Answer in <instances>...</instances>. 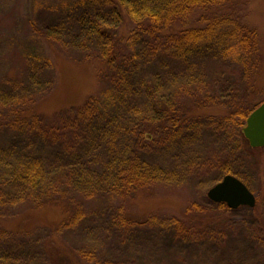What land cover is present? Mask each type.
Returning <instances> with one entry per match:
<instances>
[{
  "label": "rangeland",
  "instance_id": "obj_1",
  "mask_svg": "<svg viewBox=\"0 0 264 264\" xmlns=\"http://www.w3.org/2000/svg\"><path fill=\"white\" fill-rule=\"evenodd\" d=\"M73 1L0 0L2 143L8 141L16 119L67 114L108 87L111 75L102 62L100 44L85 33L82 23L99 19L113 26V11L108 5L71 7ZM227 13L243 29L255 32L257 47L247 64L257 68L251 78L243 77L240 63L222 58L216 50L184 63L170 57L151 60L146 54L145 45L162 50L182 28ZM129 25L125 20L114 28L126 35ZM160 29L164 35L140 43V59L128 71L131 81L133 75L147 83L157 77L148 83L152 89L160 88L162 96L176 90L179 102L189 106L205 96L218 98L224 110L240 98L248 100L249 108L264 101V0H227L213 8H195L187 17L164 21ZM118 48L128 53L122 43ZM207 123L177 145L154 143L148 153L144 149L151 163L148 171L155 172L150 182H145L143 169L140 180L124 192L103 196L105 190L99 189L98 195L82 196L73 190L75 206H101L98 228L84 220L53 231V210L39 212L31 202L6 201L0 208V264H264V238L255 224L242 219L250 216L251 208L223 213L206 196L223 175H234L256 196L264 219V147L251 151L243 132L229 137L213 121ZM118 220L129 225L121 228Z\"/></svg>",
  "mask_w": 264,
  "mask_h": 264
},
{
  "label": "trees",
  "instance_id": "obj_2",
  "mask_svg": "<svg viewBox=\"0 0 264 264\" xmlns=\"http://www.w3.org/2000/svg\"><path fill=\"white\" fill-rule=\"evenodd\" d=\"M226 1H73L71 7L108 5L113 11L117 23L113 26L99 19L94 24L85 19L82 23L85 33L100 44L102 62L106 73L111 75L108 87L67 114L58 112L51 119L40 114L23 121L16 119L8 141H0V208L9 200L16 205L31 202L35 211L53 210L57 217L51 225L53 231L84 220L98 228L96 218L101 206L97 210L75 206L73 190L83 193L82 196L84 193L98 195L99 189L105 190L103 196L124 192L144 175L143 169H147L145 182H150L155 172L148 171L151 163L144 149L148 153L154 143L177 145L187 134H198L208 120L229 137L231 133L240 134L245 119L259 104L249 108L248 100L240 98L232 108L224 110L216 101L218 98L211 100L205 96L189 106L179 102L176 90L162 96L160 88L152 89L149 84L157 77L148 84L134 75L131 81L132 75L128 72L140 59L138 48L142 40L151 35H164L160 29L164 21L187 17L195 8L209 9ZM204 19L203 26L182 28L172 45L162 50L153 44L145 45L146 54L151 60L170 57L184 63L207 50H216L222 58L240 63L243 77L251 78L257 69L254 64L247 65L251 61L249 54L257 47L253 42L255 32L243 29L230 13ZM125 20L130 24L128 33L118 35L116 30ZM119 43L127 49V54L120 52ZM210 205L223 213L238 212L245 207L231 210L224 203L212 201ZM242 219L255 224L254 228L264 238V219L256 205L250 216ZM117 224L121 228L129 225L119 220Z\"/></svg>",
  "mask_w": 264,
  "mask_h": 264
},
{
  "label": "water",
  "instance_id": "obj_3",
  "mask_svg": "<svg viewBox=\"0 0 264 264\" xmlns=\"http://www.w3.org/2000/svg\"><path fill=\"white\" fill-rule=\"evenodd\" d=\"M245 121L241 132L250 148L264 147V101L250 112ZM206 196L214 203H224L231 210L243 206L253 209L256 203V196L251 193L247 185L236 176L229 174L223 175L220 182L211 186Z\"/></svg>",
  "mask_w": 264,
  "mask_h": 264
}]
</instances>
